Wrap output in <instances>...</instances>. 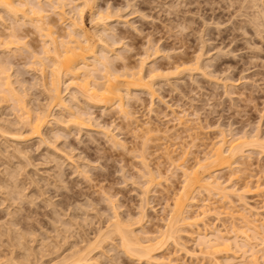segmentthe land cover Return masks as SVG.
<instances>
[{
	"label": "rangeland",
	"instance_id": "rangeland-1",
	"mask_svg": "<svg viewBox=\"0 0 264 264\" xmlns=\"http://www.w3.org/2000/svg\"><path fill=\"white\" fill-rule=\"evenodd\" d=\"M97 5L104 13L110 10L111 15H119L107 21L111 37L119 42L112 45L116 49L110 64L112 69H121L126 64L138 67L147 51L150 55L147 54L144 70L149 71L150 67L170 70V78L155 84L152 99L147 91L134 90L137 95L128 100L129 110L134 112L130 122L114 108L86 104L83 96H77L75 103L68 100V94L75 88L67 86V89L62 84L61 91L65 89L62 93L70 109H84L95 120L91 118L88 128L79 129L67 122L68 107H49L57 120L61 117L74 127H65L64 122L60 126L59 122L51 120V125L48 123L46 130L42 129L44 139L28 138L27 126L17 122L13 113L17 111L15 102L10 98H6L9 102L0 99V125L4 133L3 137L0 135V264L22 263L23 260L24 264H57L62 261L61 257L93 242L100 230L105 229L104 234H109L113 222L118 220L131 223L138 238L146 241L145 237L157 235V231L166 226L171 197L184 182L180 165L192 166L218 141L223 131L226 149L233 138L243 134L264 136V0H97ZM49 14L51 17V11ZM53 14L51 18L58 24V15ZM84 19L90 26V18ZM5 21L0 25L3 35L8 33L5 24L10 25L9 19ZM34 34L27 36L28 46L40 51V37ZM1 47L0 63L6 61V65L3 62L1 65H9L10 78L14 87L21 90L27 106L39 111L48 108V94L43 90L46 78L42 81L40 77L44 73L47 76L48 66L42 64L46 70L39 73L40 64H30L33 61L30 52L24 49L14 55ZM199 53L202 54L198 62L201 67L194 65L196 70L190 68L181 73L175 69L176 64L193 63ZM100 125L109 126L115 142L108 139ZM144 126L158 129L146 134ZM18 130L24 133L26 140L25 136L24 141L18 142L7 138L6 131ZM15 151H22L23 156ZM69 156L72 160H67ZM240 159L237 161L244 167L242 172L218 169L215 171L217 180L237 190L244 187L248 179L264 180V152L245 149ZM144 162L153 172H161L163 177L157 185L147 184ZM238 193H232L235 196L231 195L228 202V198L196 191L193 195L200 204L191 206L190 211L216 207L204 222L222 231L229 228L232 221H241L234 213L246 212L248 208L254 213L252 219L264 223V193L244 196L242 199L248 205L241 204L244 201H239ZM185 231L188 234L180 232L176 243H184L189 252L179 250L180 247L171 242L157 253L158 258L174 253V257H168L175 260L172 264L208 262L209 256L200 252L201 245L197 237H193L195 233L190 235V228ZM113 234L100 246L102 249L97 246L92 252V255L95 253L92 264H146L144 260L124 254L119 238ZM260 245L258 243L256 250L263 249ZM259 252L260 256L263 250ZM233 258L229 264L244 262L241 257ZM164 260L167 261L161 258L160 263L169 264Z\"/></svg>",
	"mask_w": 264,
	"mask_h": 264
},
{
	"label": "bare ground",
	"instance_id": "bare-ground-1",
	"mask_svg": "<svg viewBox=\"0 0 264 264\" xmlns=\"http://www.w3.org/2000/svg\"><path fill=\"white\" fill-rule=\"evenodd\" d=\"M66 6L68 8H66ZM64 7L68 10L65 11ZM97 7H98L97 0H0V25L4 24V22L6 23L5 20L7 19H9L11 22V23L10 22L8 23L10 25L5 24L6 30H8V31L5 30L6 32H8L7 34L5 33L6 36L3 35L4 32L3 33L0 32L2 34V35L0 34V47L1 46L4 47L5 48V50L3 49L4 51L8 53L12 52L14 53V55H18V54H15L16 52L19 53V52H22L24 49L27 50L28 52H30L32 56L30 59L33 58L32 59L33 61L32 62L30 61L31 62L30 64L32 63L35 65L36 63L40 64L41 67L39 69L41 71H39V73L41 72L44 73L43 69L46 66L49 67V68L47 67L48 70H46L45 68V70L47 71V76L44 73V76L42 75L40 77H42L41 78L42 81H43V77L46 78L47 80L46 81L44 79L45 84L43 83V88H44L43 90H46L44 91L46 92V95L48 94V97H47L48 105L50 106H46L48 107L46 108L48 110L45 109V110L39 111L40 109L37 108L38 109L37 111V109L34 110V109H31L29 106H27L28 103L24 102L25 100H23V98L25 97L22 96L23 94L20 92L21 90L19 91V89L14 87V84L10 78L12 75L9 73L10 72L8 69L9 65L7 64L8 67L5 66L6 61L5 62L1 61V63L3 62L5 64L4 66L7 67L8 71L6 70V68H3L4 66H2L0 63V99H3V100L5 99V101H7L10 98L12 102L13 101L15 102L16 104L15 108H17L16 109L17 111L13 107V109L16 111L13 113L16 114L17 122H19L20 124L22 122L24 126L25 125L27 126L26 128H28L27 129L28 131H27V134L25 135H28L27 136L28 138L38 137V139L39 138L44 139L42 129L45 126L47 127L48 123H49L48 125L50 126L51 120H56L57 121L56 124L58 122L59 124L60 123L63 124L64 121L69 120L67 122L73 123L74 126L78 127L79 129H81L82 127L88 128L87 126H89V124L95 119L93 120V117L89 113L85 112L84 109L80 110L76 108V110H73V108L70 109V107L68 106L69 104L68 100L71 99L74 102V100L78 99L77 96L79 95L84 97V100L87 102L86 104L88 105H92V106L99 105V107L101 105V107L102 106H104L105 108L111 107V108L118 110L120 114H123L122 117L124 118L126 117L125 121L129 119V122H130L131 117H133L132 113L134 112H130L131 110H129L130 105H129L128 100L133 98L135 95H137L134 93V90L147 91L152 99L154 95L155 84H157L162 79L165 80V79L170 78L169 76L170 70L166 72L164 70L163 71L159 70V68H155V67L154 68L150 67L151 69L149 68V71L144 70V67L146 66L144 65L145 59L146 57H148L147 54H149L147 53V51H146V57L145 56H144L145 58L142 57L141 63L140 65H138V67L136 66L130 67L126 64L124 66L122 65L123 67L121 69H114V68L112 69L111 67L112 65L110 66V64L112 63L111 61H113L115 58V56H112V55H114V50H116L112 48L113 47L112 45L114 44L117 45V43L119 44V42L113 39L115 37L113 38L111 37L112 36L110 35L111 26L108 25L107 21L111 22V20L114 19L111 16L114 15L117 17L119 15L117 14L115 15V13L111 15L113 11L109 12L110 10L107 12L105 11L104 13L103 10L102 11L100 9L98 10ZM50 11H51V17L53 13L56 14V16L58 15L57 16V18L59 19L58 20L59 22L57 21L58 24L56 23V19L53 20L54 18L52 19L50 17V14H49ZM86 16L90 18L89 20L90 26H87L85 24L84 17ZM48 17H50L51 19H49ZM57 25L59 27H61L62 25L63 29H61L62 27L61 28L58 27L62 32H60V30L57 28ZM31 34L38 35L40 37V42H39L41 45V48L39 49L40 51L36 50V48L35 50L31 49L30 48L31 45L28 46L29 43L27 42L26 38L27 36H30ZM32 41H34V39H32ZM148 49L150 50V48L147 46V50ZM23 53L25 54V52ZM4 55H5V52H4ZM200 55L202 54L199 53V56H197L198 59L196 57V60L198 61L195 60L193 63H189V64H185V63L176 64L177 66L175 67V69L179 70L180 73L182 70L185 71L186 69H190V68L191 70H194V69L196 70V68L199 65H201L198 63L201 58ZM112 57H113V60H112ZM46 61L48 64H46ZM42 64L45 67H42L43 66ZM194 65L195 66L198 65V66L195 67ZM10 66H14V65L10 64ZM95 73L97 75L101 74V76H99L100 78H98L95 75ZM15 81L17 82L18 79H16ZM19 83H22V82H19ZM22 84H19V88L22 87ZM62 84L63 86L65 85L67 89L69 88L67 86H72L75 88V91L73 90L74 92L72 91L71 93L69 91L70 94L68 95L70 96L68 97V100L66 96L64 97L62 93L65 89L61 91ZM27 87H29V85ZM20 93L22 95H20ZM24 95H26V93ZM40 107H43V106H40ZM49 107H56L57 109H59L60 107L66 109L68 107L67 110L70 109L69 110L70 112H68L70 113V115L68 114L70 118L66 120L62 119L63 120L62 121L60 117V119L57 120L58 118L55 117L56 115L53 114L54 112L52 113L49 112L50 110ZM85 109H88V108H85ZM17 112H18V115H17ZM91 118H92V121H91ZM15 122L16 121L13 122L14 126H15ZM67 122H64L63 126L69 127L70 124ZM19 123H16V124L19 125ZM84 124H86V127L84 126ZM60 126L62 125L60 124ZM100 127H102L101 129L106 132V136H108V139H111L110 141L115 142V139H114L115 135L110 133L111 130L109 131L110 129L109 126L107 127L105 125L104 126L100 125ZM148 127L146 126L143 127L146 129V134H148V132L150 131L155 132V128H157V127L155 128L150 127L148 129ZM19 128L21 129V127ZM6 133H8V136H9L7 138L13 141L18 142L21 140L22 141L26 140V136L23 135L24 133L19 132V130L15 133L14 132L10 133L7 131ZM1 134L4 135L3 130H1V125H0V135ZM257 134L256 133L254 135L243 134L237 139L233 138L232 142L229 144V146L226 149L225 144L227 143V140L225 139L226 135L223 131L218 141L212 143L211 146L207 148L208 150H206L207 152L203 155V157H199L192 166H189V167L185 166L183 162H182L183 165H180L181 163L178 164L180 165V168L182 170L184 182H182L183 183L182 187L177 192H175L174 195L171 197L172 205L170 206L169 219L166 223L165 228L163 230L157 231L159 232L157 235L156 234L152 236L146 235L147 236L145 237L146 241H143L142 239H139L140 238L139 235H138L139 236L138 238V236L136 235L138 233H135L136 232V231L134 232L135 229L130 226L131 223L127 224L125 221V223L127 224L126 225L124 222L120 220L118 221L114 220L116 222L115 223L113 222L112 224L113 227H111L113 229H111V232L108 229L107 230L110 232L109 234L114 233L115 235H117V237L120 240V243L118 244H121L122 247L120 245L118 246H120V248L124 250L123 253L125 252L124 254L129 255V250H130L133 253H135L134 256L136 257V259L138 258L140 260H144L146 264L147 262L159 264L161 262L160 261L161 258L162 260L166 258L167 261L164 260L163 262L172 264L171 261H173L174 259L170 260L169 258H171L174 253H172V255L170 254L171 256L170 255L165 256V258L162 256H160L161 258H158L159 256L157 253L161 251V249L165 247L168 243H171V242L175 243L178 247H180L179 250L183 249L186 252H189L188 251L189 249L188 250L186 249V247L184 246V243L183 245H180L182 242L180 241L181 243L178 244L176 243L178 241L176 239L179 238L180 240V237H181L180 232L182 233L186 232L188 230L185 231V229L190 228L192 229V234L191 233L189 234L193 235V233H195L193 237L194 236L197 237L199 245H201V247L199 248L200 252L202 253L205 252L203 253V255L205 254L206 257L209 256V259L207 258L208 262H204V264H229V262L231 263L230 261L232 260L231 258L235 256L241 257V259H243L245 262V263L243 262V264H264V223L263 221H261L260 223H257L258 222L257 219H252L253 216L251 215H254V213H252V210L250 208H248L249 210L246 211L248 215L246 214V212H243V211H240V212L237 211L236 214L234 213L235 216H239L238 218L241 221L237 223H234V221L232 222L230 221L231 223L229 224L231 225L229 226V228L225 227L223 231L219 230L218 228L216 229L214 227H210V225L208 226L207 223L204 222L205 217H207V215H210L212 212H214L212 210H215L216 207L213 206L214 209H212L211 207L210 208L201 207L202 209L199 210L200 209L199 208L198 209L199 211L197 212H194L193 210H191L193 212L190 211V209H192L191 206L194 207L193 205L196 206V204H200V202L198 203L199 200L196 198L197 196L195 197V195H193V193L196 191L202 190L208 195L213 194L215 196L217 195L224 199L228 198L227 200L225 199L228 202L230 201L229 197L231 195L235 196L232 193H237V191L239 192L238 193L239 198L241 197L239 201H242V202L245 200V199H242L244 196L247 197V195L254 194V193L255 194L264 193V180L263 181H260V180L252 181L248 179V181L244 183L245 185L243 184L244 185V187L242 186L243 189L239 188L237 190L236 188L228 186L227 183H223L222 181H219V179L217 180V178L215 177L216 176L215 171L218 169H224V168H227L229 170L237 169L235 171L242 172L241 170H243L244 167L238 164L239 160L237 161V159H240L245 149L249 150V149L256 148L264 152V136L260 137V135L258 136ZM3 135L1 136L3 137ZM45 141L46 140H44V143L47 142ZM50 142H51V139H50ZM57 151L58 150H56V152ZM15 152L17 153L20 151H15ZM21 152L19 153V155L21 154ZM69 158L67 160H72L70 156ZM142 158H143L142 161H144V157ZM144 163L142 164L144 168L147 169L146 170L147 172L146 176H148L147 184L150 187L153 184H156V183L158 184L161 181V178L163 177L161 175V172L157 170H156L157 172L155 171L153 172V170H150L148 168V165ZM146 189L147 188H145V190ZM109 201H111V199H109ZM241 204L246 205L247 203H245L244 201V203H241ZM245 209H247V207H245ZM144 212H141L142 216ZM132 223H136V221L135 222L133 221ZM200 225L203 227H200ZM128 226L129 228H127ZM104 230L105 229H103V231ZM102 232L100 230L98 234H96L97 236L93 240V242L92 241H91L92 243L89 242L87 246H84V248L82 247L83 249H77V251L70 252L71 254H69V256L67 255L68 257L63 256L61 257L63 258L62 261L59 260L60 262L57 263L55 260V262L57 264H92L94 254H95L94 253L92 255V252L97 248V246L99 247L102 246L103 242L107 243L108 242L107 240L110 239V236L108 233L104 234L105 231L103 233ZM187 234L188 233L186 232L184 235H187ZM258 243L263 245V249L261 248L263 252L260 256L258 255V252L259 250L260 251L262 250L260 248L256 250L257 249L256 246L258 245ZM100 249H102V247H100ZM190 251L192 253V250ZM192 254H194V252ZM129 256L134 257L133 255H129ZM68 259H70V261ZM96 259L95 261H97ZM14 261L15 260L12 259V262ZM14 263L24 264V260L22 263H19V262H14ZM200 264H203V263L201 262Z\"/></svg>",
	"mask_w": 264,
	"mask_h": 264
},
{
	"label": "snow or ice",
	"instance_id": "snow-or-ice-1",
	"mask_svg": "<svg viewBox=\"0 0 264 264\" xmlns=\"http://www.w3.org/2000/svg\"><path fill=\"white\" fill-rule=\"evenodd\" d=\"M129 255H135V253H133L132 251L129 250Z\"/></svg>",
	"mask_w": 264,
	"mask_h": 264
}]
</instances>
